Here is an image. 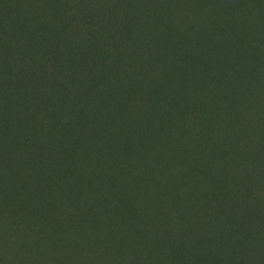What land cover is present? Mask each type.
Wrapping results in <instances>:
<instances>
[{
    "label": "trees",
    "instance_id": "1",
    "mask_svg": "<svg viewBox=\"0 0 264 264\" xmlns=\"http://www.w3.org/2000/svg\"><path fill=\"white\" fill-rule=\"evenodd\" d=\"M262 2L0 0L19 170L109 230L90 264H264Z\"/></svg>",
    "mask_w": 264,
    "mask_h": 264
},
{
    "label": "rangeland",
    "instance_id": "2",
    "mask_svg": "<svg viewBox=\"0 0 264 264\" xmlns=\"http://www.w3.org/2000/svg\"><path fill=\"white\" fill-rule=\"evenodd\" d=\"M3 2V1H2ZM264 6V2H262ZM2 7V9H1ZM3 4L0 5V264H39L36 261L37 253L40 249H49L50 244L54 245L52 238L56 237V231H62L64 238L67 239V247L63 252L61 248H56L64 260L69 264H90L88 258L91 251L95 249L94 239L100 237L101 242L106 243L107 238H111L109 230L95 223V219L87 217L83 220L81 231L77 233L78 226L74 221L68 220L57 225L53 214L60 212L63 201L62 191H56V195L42 204L40 193L36 186L40 185V178L35 182V188L28 185V176L19 170L23 168L24 158L23 146L18 140V136L23 133L24 128L19 130L12 124L13 118L17 113L13 110L12 118L8 113V101L12 90L11 77L15 74L10 71V61L17 60V50L10 43L11 33L8 29L7 17L4 19ZM9 14V13H8ZM5 29V30H4ZM7 30V31H6ZM15 33L16 30L14 29ZM14 53V55H13ZM19 93V92H18ZM16 97V94H15ZM8 135L14 138L11 143ZM44 163V162H43ZM45 165V163H44ZM43 172V171H42ZM41 172V173H42ZM39 176L42 178V174ZM34 186V185H33ZM64 191V189H63ZM15 201L16 208L12 209L10 204ZM73 203V201H72ZM74 203L79 204L78 201ZM78 214V211L76 212ZM237 216L247 213L243 208L237 211ZM136 217V216H135ZM134 217V218H135ZM93 222V223H92ZM39 226L40 231L35 229ZM46 235L51 240L45 238ZM91 239V240H90ZM48 240V241H47ZM87 240V243H85ZM57 245L63 241L57 239ZM49 243V246H48ZM54 247V246H53ZM138 254L135 257L138 262ZM130 262L127 256L125 257ZM125 262V263H129ZM132 264H138L131 261ZM43 264H45L43 262ZM54 264V262L52 263ZM123 264V262H122Z\"/></svg>",
    "mask_w": 264,
    "mask_h": 264
}]
</instances>
